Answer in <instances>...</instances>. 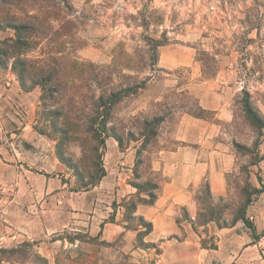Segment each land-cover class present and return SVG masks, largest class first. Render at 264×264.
<instances>
[{"label":"rangeland","instance_id":"374dc122","mask_svg":"<svg viewBox=\"0 0 264 264\" xmlns=\"http://www.w3.org/2000/svg\"><path fill=\"white\" fill-rule=\"evenodd\" d=\"M252 13L258 14L257 28L250 31L247 20ZM16 22L35 24L38 31H20L31 48L14 51L10 46L14 44L1 43L14 38V29L0 31V48L8 53L0 57L5 63L0 64V264H157L159 242L142 244L146 227L125 209L130 199H147L146 182H153L148 151L159 144L149 137L143 120L172 111L197 113L192 89L200 83L225 86L222 93L233 105L231 135L245 149L237 148L241 155L225 201L211 202L202 186L196 192L199 212L232 214L242 201L241 190L252 189L249 179L262 181L257 188L263 190L259 194L264 205V0H0L1 27ZM148 37L161 45L156 48L157 42ZM21 53L40 60L42 68L26 75L25 87L52 69L73 74L72 85L88 114L96 97L107 89L119 92L150 78L144 88L121 97L114 108L111 126L123 139V148L131 146L128 152H136L133 148L142 146L143 132L150 145L145 153L137 152L136 176L129 173L131 183H142V189L131 198L122 192L118 201L123 208H118L117 198L111 202L110 190L101 195L107 201H100L102 206L95 209L82 189L75 191L79 178L75 171L57 157V150L64 151L85 176L92 171L91 154L85 151L82 157L79 141L63 145L61 134L51 128L62 124L47 111L61 108L60 92L66 82L47 83L46 90L57 92L35 88V103L28 100L32 110L20 105L23 97L15 88L5 99L3 84L9 88L7 82L16 84L9 69L12 56ZM169 70L173 76L168 77ZM248 105L263 121L262 127L248 117L244 110ZM25 122L30 127L22 134ZM109 137L103 165L125 166L133 158L131 153L121 155L115 139ZM254 162L256 166H251ZM251 234L257 239L264 229ZM77 236L80 240H74ZM214 242L201 238L203 246L215 247ZM261 244L264 247V237ZM16 248L17 252H9Z\"/></svg>","mask_w":264,"mask_h":264},{"label":"crops","instance_id":"0c3cea01","mask_svg":"<svg viewBox=\"0 0 264 264\" xmlns=\"http://www.w3.org/2000/svg\"><path fill=\"white\" fill-rule=\"evenodd\" d=\"M7 28L9 27H0V31L5 32ZM83 58L86 57L81 59ZM9 69L16 84L7 82L11 85L10 88L3 84L5 99L9 91L15 88L23 97L20 105L32 110L29 101L35 103V88L39 86L33 85L23 89L15 72L11 67ZM166 74L168 77L174 75L172 70ZM224 87L220 84L206 86L203 83L193 87L197 104L205 113L209 112L207 116L196 117L186 111H172L166 116L158 114L163 116L155 135L159 146L148 151V171L152 181L158 186L157 196L153 204L138 203L134 212L135 216H141L151 224V230L143 234L145 243L159 242L157 264H264V247L261 244L264 235L253 239L251 229L241 220L231 223L233 214L222 216L227 225H218L214 220L197 223L199 209L196 192L207 185L213 200L223 198L225 201L231 186V177L237 171V161L241 155L235 146L238 141L233 140L231 135L233 105L222 93ZM114 108L115 106L112 118ZM29 127L30 123L25 122L21 126L22 134H25ZM109 138L114 139L111 136ZM116 145L121 155L131 153L133 158L128 163L120 159L121 163H127L125 166L117 164L115 168L109 169L104 165L105 175L98 184L83 190L95 209L102 206L100 201H107L106 197L103 199L101 195L106 196V192L110 190L111 202L117 198L118 208H123L118 201L122 192L128 198L134 196L136 188L131 183L129 173L136 176L134 167L137 151L145 153L146 148H150L147 143L145 147L133 148V151H136L133 153L128 152L131 146L120 148L117 141ZM3 158L5 159L4 156ZM251 166H256V163ZM140 176L141 179H146L142 174ZM249 183L252 187H258L262 181L249 179ZM124 196L123 194L122 197ZM260 196L259 194L254 197L246 209V215L257 234L264 229V205ZM103 206L112 208L107 204ZM191 221L195 222L196 230ZM204 236L212 238L215 247L203 246L201 238Z\"/></svg>","mask_w":264,"mask_h":264},{"label":"trees","instance_id":"16d2710c","mask_svg":"<svg viewBox=\"0 0 264 264\" xmlns=\"http://www.w3.org/2000/svg\"><path fill=\"white\" fill-rule=\"evenodd\" d=\"M4 2V0H1ZM31 15V14H28ZM253 18H249L247 23L249 25L248 30L252 31L257 28L256 21L258 14H253ZM32 17V16H28ZM34 20L36 18H33ZM5 26L14 29L15 36L14 38H6L4 40H1V43L5 44V47L7 46V43H11L14 45H10L12 47V50L15 48H31L30 41L27 38H22L20 36V31H25L27 33H32L34 30L38 31V28L34 24H29L27 22H16L13 24H6ZM1 27V26H0ZM165 35L161 34V36ZM258 32L256 33V36L258 37ZM233 37L236 39L237 34H234ZM242 36H240L241 38ZM151 41H156V48L161 45L160 40H155L151 37H148ZM250 41L254 42L255 39L249 38ZM7 46V47H10ZM14 51V50H13ZM6 49L0 48V57L7 55ZM43 56V55H42ZM41 56V57H42ZM22 57V58H21ZM13 62H12V70L17 74L19 83L23 89H28L32 87L33 85H38L42 92H57V90H46L45 87L47 83L51 81H57L58 84L61 82H66V87L60 92L62 98H64V101L62 103V106L59 110H48L47 114L49 116H58L62 124H52L51 128L55 131L61 134L63 145L69 143L71 140H77L80 143V147L82 150V157H85L84 152L87 151L91 154V158L89 160V167H91L92 171L85 176L78 168V165L76 164L73 159L66 155L64 151L57 150V157L58 159L65 163L68 167L72 168L78 178V186L75 188V191H78L80 189L87 190L91 187L98 184L100 179L105 175V168L103 165L102 157L103 153L106 148L105 139L106 137H113L120 148H123V139L113 131L112 126L109 125L112 118V110L113 107L120 102L121 97H125L130 94L136 93L137 89L144 88L146 82L150 79L147 77L146 79L141 80L138 84L128 86L124 88L121 91H115L111 89H107L106 94H101L96 97V100L93 101L91 107V111L88 114L86 111L88 107H84L82 103V99L79 97V95L76 92V86L71 82L73 74H67L65 72H62L61 70H51L49 72H46L44 74H40L41 76L38 78H32L30 80L31 86L25 87V79L27 78L28 74H34L36 72L42 71V68L38 65L40 60H32L28 58L27 56H23L21 53L20 56H12ZM0 64L3 66L5 63L0 60ZM16 65H20V68H16ZM71 69L75 68L74 70H77V68L74 66L73 63H70ZM74 73V72H73ZM76 73V71H75ZM27 75V76H26ZM75 77V76H74ZM76 79V78H75ZM71 83L70 87H67ZM68 88V89H67ZM247 94V93H246ZM198 112L192 113L188 112L196 117H203L204 110L198 106ZM247 112L248 117L254 122L256 121L260 127H262L261 118L256 114V112L248 105L244 109ZM163 119V116L154 115L152 118H144L143 124L144 129L147 127L149 128L148 134L149 137H155L158 126ZM263 122V121H262ZM255 123V122H254ZM264 126V125H263ZM44 133V132H42ZM142 136L144 138L142 142L141 147H145V145L148 143V140L146 137V133H142ZM236 148L239 149H245V146L242 144L235 143ZM138 152V151H137ZM138 159V155H137ZM138 162V160H137ZM87 177V178H86ZM87 179V180H86ZM62 183H66L64 178H61ZM133 187L137 189V191H141L142 189V183L134 182L132 183ZM146 185L150 186V191H148L146 194L148 198H142L141 196L137 197V200L130 199L128 202V205H125V209L127 211H131L129 217H135L134 212L136 205L138 203H145V204H153L156 196H157V184L154 182H146ZM250 186V185H249ZM205 187V195L208 200L211 202L213 201V198L209 192V188L207 185ZM252 187V186H250ZM263 190L257 187H252L251 191L247 192L244 188L241 190L242 195V201L240 202L239 206L237 207L236 211L233 212V218L231 220V223L241 220L248 228L251 229V231L255 234V227L253 223L249 220V218L246 215V209L249 203L254 198V195H257L261 193ZM131 198V197H130ZM219 202L223 201V198H220L218 200ZM222 208L228 209L229 206L227 204H222ZM199 217L201 218L199 221H197L198 224L205 223L209 220H214L218 223V225H227V222L222 219V216L220 213H211L207 211L206 214H203L202 212H199ZM137 220L146 227V231L151 230V224L149 222H146L143 217L137 216ZM192 222L193 228L196 230L195 222ZM256 237V236H255ZM79 237H75L74 240H80ZM87 239H91L89 236L86 237ZM69 242H73V238L69 237L67 238ZM145 242L142 241V244ZM16 249L9 250V252H17Z\"/></svg>","mask_w":264,"mask_h":264}]
</instances>
